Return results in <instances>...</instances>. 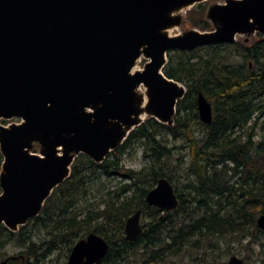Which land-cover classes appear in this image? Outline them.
Instances as JSON below:
<instances>
[{
  "label": "water",
  "instance_id": "water-1",
  "mask_svg": "<svg viewBox=\"0 0 264 264\" xmlns=\"http://www.w3.org/2000/svg\"><path fill=\"white\" fill-rule=\"evenodd\" d=\"M203 1L0 0V223L16 230L38 215L76 155L103 161L149 116L173 124L186 86L164 72L169 50L264 36V0L212 1L206 17L213 28L172 34ZM197 104L210 122L213 106L202 91ZM146 199L166 210L179 203L166 176ZM141 212L126 220L130 240L142 232ZM257 224L264 230V213ZM109 248L90 232L65 264H94ZM228 264L246 263L232 254Z\"/></svg>",
  "mask_w": 264,
  "mask_h": 264
},
{
  "label": "trees",
  "instance_id": "trees-1",
  "mask_svg": "<svg viewBox=\"0 0 264 264\" xmlns=\"http://www.w3.org/2000/svg\"><path fill=\"white\" fill-rule=\"evenodd\" d=\"M198 25L200 29L213 28L207 17ZM254 36L253 41L242 38L169 50L164 72L186 86L173 124L149 116L104 161L97 163L79 154L70 176L55 188L40 215L17 232L0 224L1 259L7 255L3 248L13 242L22 249L20 257L6 264H46L40 259L57 248L68 255L77 239L96 232L108 240L110 248L94 264H127L131 255L140 251L147 263L172 264L183 258L188 248L196 252L206 249L192 259L196 264H217L208 262L216 250L211 243L214 237L233 233L254 237V231L264 235L257 224L258 215L264 213V36ZM236 56L242 61L236 62ZM199 91L212 103L210 122L199 116ZM256 130L260 131L257 138ZM180 136L185 138L190 157L181 158L182 163H188L184 182L163 160L172 156L171 139ZM135 139L145 142L152 159L139 169L124 166L120 158L124 145ZM39 148L36 142L35 149ZM2 161L0 150V167ZM112 175L127 180L102 192L99 201H88L91 185ZM162 176L179 193V205L172 210L146 200L148 190ZM138 208L148 219L141 234L130 240L125 224ZM41 231L47 239H39ZM181 264L189 263L183 259Z\"/></svg>",
  "mask_w": 264,
  "mask_h": 264
},
{
  "label": "rangeland",
  "instance_id": "rangeland-1",
  "mask_svg": "<svg viewBox=\"0 0 264 264\" xmlns=\"http://www.w3.org/2000/svg\"><path fill=\"white\" fill-rule=\"evenodd\" d=\"M213 0H207L201 2V5L196 4L190 9H188V12L185 15V18L179 27H174L171 29V33H179L183 30L190 29L192 27H200L198 25L199 20L206 17V10ZM223 1V0H218ZM253 37L251 36V40L253 41ZM238 39H242L240 35L238 36ZM200 47V46H199ZM199 52L205 53L204 50H198ZM146 59L141 58L139 62L137 63V67H143ZM236 62L242 61V57L236 56L235 59ZM264 116V113L263 115ZM11 120L7 119L5 123L10 122ZM197 134L201 135V132L199 130L197 131ZM260 134L259 130H256L255 132V138L258 137ZM169 145L172 146V156L170 158L164 157L163 160L167 163V165L170 166V169H173V171L177 170V176L179 177L180 182H184V179L186 177V168L188 163L181 162V158L183 160H188L189 154H187L188 145L185 141V138L182 136L171 139L169 142ZM185 147V148H181ZM150 153L146 152V144L142 139H135L131 141L129 144L124 145V148L122 149V152L120 154L121 163L126 167H131L135 169L142 168L144 165L151 163L152 159L149 155ZM171 173V171H169ZM101 181L98 183H93L90 187L89 191V199L88 201L91 202H97L102 196V192L105 190L107 191L109 188H115L122 183L126 182V178L119 176V175H112V176H104L100 178ZM182 184V183H180ZM85 204V202H80V204ZM148 219V216H143L142 220ZM254 237L252 236H246L241 233H233L228 234L226 236H220V237H214L211 241V243L214 245V248L216 249L213 251V253L210 255L208 262L209 263H217V264H228V260L232 254H237L244 258L246 264H264V235L260 232L254 231ZM46 234L41 231V238L47 239ZM192 244V242L190 243ZM211 249V248H210ZM208 249V250H210ZM21 247L16 245L15 243L11 242V244L6 245L3 248L2 253L5 254H16L21 252ZM206 249H201L200 251L196 252L193 249H186L185 252L182 253L183 258L176 259L172 264H181L183 259L184 261H187L189 264H196L192 259L196 256H199L202 252H204ZM230 250V252H228ZM140 251L136 255H131L132 260L129 261L127 264H151L145 262L146 257L144 258V255H142ZM209 252V251H208ZM68 255H66V250L60 251L58 248L55 249L52 253L47 255L45 258H41L40 260H43L46 264H58L59 261H62L65 263ZM216 257V259H215ZM1 259V256H0ZM63 263V264H64ZM152 264H168L163 262H157Z\"/></svg>",
  "mask_w": 264,
  "mask_h": 264
},
{
  "label": "flooded vegetation",
  "instance_id": "flooded-vegetation-1",
  "mask_svg": "<svg viewBox=\"0 0 264 264\" xmlns=\"http://www.w3.org/2000/svg\"><path fill=\"white\" fill-rule=\"evenodd\" d=\"M206 1H207V0H206ZM200 3H201V2H200ZM257 33H260V32H257ZM257 33H256V34H257ZM256 34H254V35H256ZM261 34H262V33H261ZM254 35H252V36H254ZM262 35H263V34H262ZM240 37L243 38V39L245 38L246 40L249 39V38L247 39V38L244 37V36H240ZM237 40H238V39H237ZM222 43H225V42H222ZM229 43H231V42H229ZM213 44H217V43H213ZM208 45H211V44H208ZM202 46H205V45H202ZM198 47H199V46H198ZM196 48H197V47H196ZM198 93H199V92H198ZM197 95H198V94H197ZM14 119H17V118H14ZM14 119H12V120H14ZM3 120H5V121H3ZM3 120H1V122H2V123H5L7 119H3ZM201 120H202V119H201ZM118 147H119V146H118ZM35 150H36V149H35ZM38 150H39V149H38ZM38 150H37V151H38ZM80 154H81V153H80ZM78 155H79V154H78ZM78 155H76V157H77ZM86 155H88V154H86ZM107 155H108V154H107ZM107 155H106V157H107ZM88 156H89V155H88ZM76 157H75V159H76ZM89 157H90V156H89ZM106 157H105V159H106ZM91 158H92V157H91ZM75 159H74V161H75ZM92 159H93V158H92ZM105 159H104V160H105ZM93 160H94V159H93ZM104 160H103V161H104ZM94 161H95V160H94ZM95 162H97V161H95ZM101 162H102V161H101ZM73 163H74V162H73ZM73 163H72V165H71V171H72ZM97 163H99V162H97ZM0 170H1V167H0ZM70 174H71V173H70ZM69 176H70V175H69ZM69 176H68V177H69ZM68 177H67V178H68ZM67 178H66V179H67ZM60 184H61V183H60ZM0 186H1V189H0V193H1L2 190H3L2 185H1V182H0ZM173 186H174V185H173ZM56 187H57V186H56ZM56 187H55V188H56ZM55 188H54V190H55ZM151 188H152V187H151ZM151 188H150V189H151ZM150 189H149V190H150ZM174 189H175V187H174ZM54 190H53V191H54ZM149 190H148V191H149ZM53 191H52V193H53ZM175 192H176V194L178 195V199H179V202H180L179 193L176 191V189H175ZM52 193H51V194H52ZM50 196H51V195H50ZM50 196H49V197H50ZM49 197H48V198H49ZM48 198L45 200V203H44V205H43V208H44V206H45L46 201L48 200ZM146 200H147V199H146ZM147 202H148V201H147ZM148 203H149V202H148ZM149 204H150V203H149ZM151 205H154V204H151ZM178 205H179V203H178ZM178 205H177V206H178ZM156 206H157V205H156ZM177 206H176V207H177ZM158 207H159V206H158ZM43 208H42V210H43ZM138 209H141V208H138ZM163 209H164V208H163ZM173 209H174V208H173ZM42 210L40 211V213H39L38 215L41 214ZM164 210H166V209H164ZM170 210H172V209H170ZM141 211H142V212H141V223H142V231H143V224H144V221L142 220V218H143V216H144V213H143V210H142V209H141ZM133 213H134V212H133ZM38 215L31 217L26 223H24V224H20V225H19V228L16 229V230H13V229L9 228L4 222H1L0 224H4L9 230H11V231H13V232H17V231H19L24 225H26L28 222H30L32 219H34V218L37 217ZM125 233H126V232H125ZM84 237H85V236H84ZM81 238H82V237H81ZM79 239H80V238H79ZM77 240H78V239H77ZM77 240H76V241H77ZM76 241H75V242H76ZM9 244H11V242L7 243L6 245H9ZM74 244H75V243H74ZM74 244H73V245H74ZM73 245H72V247H73ZM72 247H71V249H72ZM70 251H71V250H70ZM70 251H69V254H70ZM69 254H68V256H69ZM21 256H22V254H21ZM18 257H20L19 252L16 253V254H7L5 258H2V259L0 260V262L3 261V260H7V261L5 262V264H6L10 259H15V258H18ZM67 258H68V257H67ZM66 261H67V259H66ZM66 261H65V263H66ZM65 263H64V264H65Z\"/></svg>",
  "mask_w": 264,
  "mask_h": 264
}]
</instances>
